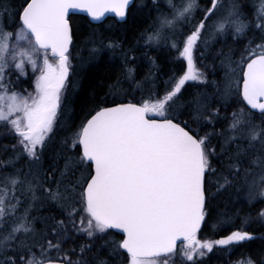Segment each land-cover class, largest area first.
Segmentation results:
<instances>
[{
  "label": "snow or ice",
  "instance_id": "6c2138e0",
  "mask_svg": "<svg viewBox=\"0 0 264 264\" xmlns=\"http://www.w3.org/2000/svg\"><path fill=\"white\" fill-rule=\"evenodd\" d=\"M249 7L251 15L243 0H0V128L15 138L0 146L10 153L0 158V264H206L217 246L257 238L244 229L199 238L202 227L228 224L227 212L212 222L222 196L225 208L264 203V0ZM136 8L152 17L136 45L88 22L89 60L119 59L121 71L76 125L72 14L114 13L127 24ZM216 43L223 75L213 66L210 80L198 62ZM137 46L174 49L186 68L162 79L144 52L150 68L138 78ZM237 98L246 107L228 115ZM256 216L264 226V208Z\"/></svg>",
  "mask_w": 264,
  "mask_h": 264
},
{
  "label": "trees",
  "instance_id": "16d2710c",
  "mask_svg": "<svg viewBox=\"0 0 264 264\" xmlns=\"http://www.w3.org/2000/svg\"><path fill=\"white\" fill-rule=\"evenodd\" d=\"M245 3V9L249 15L252 14V8L249 5L252 0H243ZM133 15L128 18L127 24L124 22H119L114 16H107L101 23H93L87 15L84 14H72L74 29L77 31V36L74 38L76 43V48L74 50V55H78V59L73 60L74 65V75L70 76L75 87L71 90L75 96L76 103L75 107V124L79 125L80 120L84 118V115L94 106L95 103L99 102L100 98L105 95L108 91V84L119 75L120 61L119 59H109L108 56L101 58L100 60H89V48L90 45L86 44L85 38L89 35L88 22L91 23V28L97 31V33L102 34L104 37L108 38H119L125 40L127 45H136V41L139 39V34L145 29L149 28L152 23V17L149 16L147 10H140L139 8L132 9ZM155 14L153 13V16ZM143 41H141V45ZM229 46H232L231 38L228 40ZM138 47V54L140 55V71L138 78H142L145 73L148 72L150 68L148 58L144 57L142 54L144 52L148 53V57L155 58L160 64L159 76L162 79H167L174 73L178 76L181 74V70L186 68V62L182 58L178 57L177 52L173 50H168L161 48L157 50L156 48H146L143 46ZM223 47L221 43H216L213 45L211 51L206 54L203 64H199V67H204L206 71L209 72V79H216V76L212 75L211 68L215 66L218 76L223 75V70L220 68L219 60H213V54ZM238 47V46H237ZM173 63V64H172ZM172 64V65H171ZM175 69V70H174ZM29 77L34 80L33 74L29 71ZM24 87L28 89L29 92L33 91L30 83H25ZM189 92L196 90L194 87L186 85L185 86ZM140 93H137L133 102L140 99ZM110 106V105H105ZM246 107L245 103L237 98V104L229 109L228 115L232 111H235L238 107ZM67 131H61L57 135L58 137H63L67 135ZM15 143L14 136L7 133L5 128H0V146L11 145ZM10 153L4 152L0 153V158H6ZM226 201V196H222L217 202L213 210L212 222H215L217 214L228 213L229 222L225 226L214 228L211 233L210 229L212 227H203L200 238L202 240L209 239L210 237L222 236L228 234V232L236 229H244L252 232L257 238L252 241L242 242L239 246L235 247L234 251L226 255L224 250H215L213 254L209 257L204 258L206 264H229L230 262L245 260L251 257L257 260L258 264L261 259H264V226L258 222L256 213L260 210L263 203L257 202L255 205H248L246 201H233L228 208L224 207ZM234 212H238L235 215ZM251 215L252 222L249 224L244 223V218L247 215ZM119 239L120 236L116 237ZM191 264V262H187Z\"/></svg>",
  "mask_w": 264,
  "mask_h": 264
},
{
  "label": "rangeland",
  "instance_id": "374dc122",
  "mask_svg": "<svg viewBox=\"0 0 264 264\" xmlns=\"http://www.w3.org/2000/svg\"><path fill=\"white\" fill-rule=\"evenodd\" d=\"M31 72V71H30ZM37 75H38V73H37ZM261 208H264V203H263V205L261 206ZM260 208V209H261ZM213 230H214V228H211L210 229V231L214 234V232H213ZM221 237V236H220ZM219 237V238H220ZM199 238H200V236H199ZM201 239V238H200ZM240 244H235V245H232V246H226V247H224L223 248V250H224V253L226 254V255H229V254H231L233 251H234V249H235V247H237V246H239ZM182 246V245H181ZM181 246L179 247V249L181 248ZM217 247H219V246H217ZM178 249V250H179ZM211 254H213V253H208V255L205 257V258H207V257H209ZM229 264H243V260H240V261H235V262H230Z\"/></svg>",
  "mask_w": 264,
  "mask_h": 264
},
{
  "label": "water",
  "instance_id": "95a60500",
  "mask_svg": "<svg viewBox=\"0 0 264 264\" xmlns=\"http://www.w3.org/2000/svg\"><path fill=\"white\" fill-rule=\"evenodd\" d=\"M73 14H84V15H87L86 13H82V12H76V13H73ZM107 16H114L116 19H117V21H119V22H123V21H121L120 20V18L119 17H117L114 13H106L105 14V16L100 20V21H92L93 23H95V24H98V23H101ZM89 19L91 20V18L89 17ZM245 103V105H246V102H244ZM253 111H255V110H253ZM202 229H203V227H202ZM202 229H201V231H202ZM115 231V230H114ZM180 245H182V242L181 241H178V244H177V247H178V249H179V246ZM225 247V246H224Z\"/></svg>",
  "mask_w": 264,
  "mask_h": 264
},
{
  "label": "flooded vegetation",
  "instance_id": "af4514ba",
  "mask_svg": "<svg viewBox=\"0 0 264 264\" xmlns=\"http://www.w3.org/2000/svg\"><path fill=\"white\" fill-rule=\"evenodd\" d=\"M211 233H212V232H211ZM212 234H213V233H212ZM219 237H220V236H219ZM219 237L213 236V237H210L209 239L214 240V239H218ZM225 247H226V246H225ZM223 248H224V247L219 246V247L214 248L213 251H215V250H223ZM212 253H213V252H212Z\"/></svg>",
  "mask_w": 264,
  "mask_h": 264
},
{
  "label": "bare ground",
  "instance_id": "6f19581e",
  "mask_svg": "<svg viewBox=\"0 0 264 264\" xmlns=\"http://www.w3.org/2000/svg\"><path fill=\"white\" fill-rule=\"evenodd\" d=\"M172 64H173V63H172ZM172 64H171V65H172ZM174 70H175V69H174ZM239 107H240V106H239Z\"/></svg>",
  "mask_w": 264,
  "mask_h": 264
}]
</instances>
